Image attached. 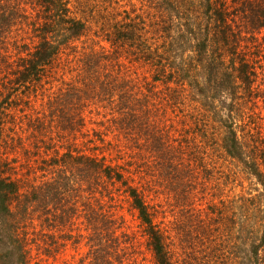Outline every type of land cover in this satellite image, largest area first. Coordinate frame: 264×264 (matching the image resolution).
Masks as SVG:
<instances>
[{"label": "trees", "instance_id": "obj_1", "mask_svg": "<svg viewBox=\"0 0 264 264\" xmlns=\"http://www.w3.org/2000/svg\"><path fill=\"white\" fill-rule=\"evenodd\" d=\"M121 1L0 0V264H264V0Z\"/></svg>", "mask_w": 264, "mask_h": 264}, {"label": "rangeland", "instance_id": "obj_2", "mask_svg": "<svg viewBox=\"0 0 264 264\" xmlns=\"http://www.w3.org/2000/svg\"><path fill=\"white\" fill-rule=\"evenodd\" d=\"M133 2L135 3V6L137 8L140 7L139 2H137L136 0H133ZM73 5L75 3L71 2ZM120 5H124L127 9L129 8V3L127 0H122L120 3ZM83 42L85 46H90V47H95V48H99L102 46L107 47L108 44L102 40V36L101 33H99V30L95 27V26H91V29L87 32L86 36H82L78 41H74L72 42L74 45H81L80 43ZM160 52H162L163 50H159ZM126 61V60H125ZM141 63V62H140ZM134 63V66L132 67V71H134L133 73H131L130 77H138L137 74H140V76H151V72L152 70H150V67L147 65H143V63ZM58 77V76H57ZM65 80H67L69 78V75L66 74L64 75ZM60 86V82L59 81H52V83L49 84H45L44 87L42 88V90H39L37 92V99L35 101V105H40L42 103H45L47 100V95H50L51 93H53L54 91L57 90V88ZM161 88V87H160ZM42 91V92H41ZM258 110V109H257ZM259 111H261V114L264 118V103H262L261 101H259ZM162 114L160 113H156L155 117L159 118L161 117ZM94 119L97 121L100 119V117H94ZM263 124H264V120H263ZM113 134L109 132V134H106L104 137L105 140H109L113 138ZM134 179V183L136 185H138L139 187L141 186V184L144 182V174L143 173H136L135 175L132 176ZM141 178V179H140ZM248 188V182L244 181L242 183L236 184L233 187H226L225 188V193L224 195H226V197L230 198L231 196H233L234 194H238L242 191H245ZM227 198V199H228ZM162 198L158 197L154 200V202H159L161 201ZM123 206V213L126 217V219L128 220V223L130 225L133 226L134 230H138L137 228V223L135 220H133V218L129 215L128 212V206L126 203L122 204ZM165 218H160V220H164L167 221L169 220L171 217L169 216V212H165ZM159 219V218H158ZM157 219V220H158ZM80 235H85L86 232L84 230L83 225L79 226ZM75 234V232H74ZM142 240V239H141ZM143 241V240H142ZM139 250L142 252L141 255L138 256V260H142L144 257V262L145 264H151L150 262V253L146 250L144 244L140 245ZM87 252L86 246H85V241L81 240L79 242V244L76 246L72 245L69 241L67 242L65 251L63 252V254L61 255L60 259H70L72 256L75 259V263L77 262L78 258L83 257ZM57 264H61L60 261L57 262Z\"/></svg>", "mask_w": 264, "mask_h": 264}]
</instances>
